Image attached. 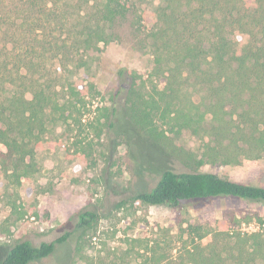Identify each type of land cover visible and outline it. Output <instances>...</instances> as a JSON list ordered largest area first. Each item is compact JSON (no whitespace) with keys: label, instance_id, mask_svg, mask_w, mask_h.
<instances>
[{"label":"trees","instance_id":"1","mask_svg":"<svg viewBox=\"0 0 264 264\" xmlns=\"http://www.w3.org/2000/svg\"><path fill=\"white\" fill-rule=\"evenodd\" d=\"M153 3L0 0L1 172L20 186L31 178L36 148L50 129L87 125L98 136L107 128L124 141L139 170L158 176L117 207L128 201L176 207L219 196L264 203V185L198 170L205 163L264 160V0ZM124 28L150 52L152 69L146 79L119 69L130 78L123 104L93 108L98 91L88 71ZM154 80L162 86L146 90V81ZM188 85L190 107L183 101ZM183 130L206 135L200 153L176 142L173 135ZM76 215V228L84 229L98 217L90 210ZM256 223L255 231L214 232L189 224L191 246L178 262L163 258L161 264H264V217ZM67 235L38 245L15 240L0 264L45 258Z\"/></svg>","mask_w":264,"mask_h":264},{"label":"rangeland","instance_id":"2","mask_svg":"<svg viewBox=\"0 0 264 264\" xmlns=\"http://www.w3.org/2000/svg\"><path fill=\"white\" fill-rule=\"evenodd\" d=\"M152 61L150 52L140 48L124 28L120 39L107 43L88 71L98 91L93 108L122 105L130 78L119 76V69H130L146 79ZM154 83L162 86L159 80L146 81V90ZM192 92L188 85L183 99L188 107ZM173 137L195 153L207 140L204 133L197 136L187 130ZM34 161L31 178L20 186L0 170V258L15 240L38 245L68 233L52 254L29 264H161L163 258L178 262L184 246L192 244L189 224L206 232L237 227L255 231L256 216L264 217V203L230 196L183 201L176 207L132 201L117 207L118 201L151 188L158 176L139 170L124 141L107 128L98 136L91 126L59 123L36 148ZM198 170L264 185L262 159L205 163ZM86 210L97 213V219L90 228H76L77 212ZM209 241V235L202 240Z\"/></svg>","mask_w":264,"mask_h":264},{"label":"built area","instance_id":"3","mask_svg":"<svg viewBox=\"0 0 264 264\" xmlns=\"http://www.w3.org/2000/svg\"><path fill=\"white\" fill-rule=\"evenodd\" d=\"M257 229H258V226H257Z\"/></svg>","mask_w":264,"mask_h":264}]
</instances>
